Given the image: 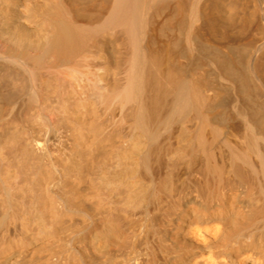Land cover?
Segmentation results:
<instances>
[{"label":"bare ground","instance_id":"6f19581e","mask_svg":"<svg viewBox=\"0 0 264 264\" xmlns=\"http://www.w3.org/2000/svg\"><path fill=\"white\" fill-rule=\"evenodd\" d=\"M0 264H264V0H0Z\"/></svg>","mask_w":264,"mask_h":264}]
</instances>
